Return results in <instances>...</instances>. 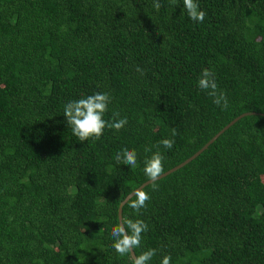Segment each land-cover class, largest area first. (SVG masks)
<instances>
[{"label": "trees", "instance_id": "16d2710c", "mask_svg": "<svg viewBox=\"0 0 264 264\" xmlns=\"http://www.w3.org/2000/svg\"><path fill=\"white\" fill-rule=\"evenodd\" d=\"M197 2L203 23L183 0H0V264H130L111 230L145 160L159 147L167 171L245 112L122 219L148 225L150 264H264V0ZM205 69L227 107L197 86ZM96 92L128 123L81 142L63 108Z\"/></svg>", "mask_w": 264, "mask_h": 264}, {"label": "clouds", "instance_id": "9594fccd", "mask_svg": "<svg viewBox=\"0 0 264 264\" xmlns=\"http://www.w3.org/2000/svg\"><path fill=\"white\" fill-rule=\"evenodd\" d=\"M178 0H170V5H177ZM159 0H153V7L158 11L160 8ZM183 6L188 17L197 23H203L206 12L200 9L197 0H183ZM138 72L143 74V69L137 67ZM197 86L205 91L213 102L218 106L227 107V97L222 91L218 90L214 73L208 69L203 70ZM110 96L108 93L96 92L85 97L69 101L63 108V114L66 117L67 125L71 127L72 133L81 142L87 141L90 138L99 140L104 133L106 127L119 131L127 123V118H119L118 112L113 113L111 121L106 120L105 114L108 111ZM177 133L173 130V136ZM159 144L164 149H171L174 144V139H162ZM151 148L146 146L145 152H151ZM115 159L118 164H126L132 168L137 167V152L135 149L124 148L121 152H117ZM164 155L159 147L152 153L150 158L144 162V174L148 178L155 190L158 185L156 181L164 173ZM132 197H135L134 199ZM150 199L148 192L143 188L136 189L129 194L127 199L128 206L136 213L140 209L146 207V202ZM148 230V225L140 219H122L121 222L112 228L111 236L113 238L112 247L115 252L121 256H127L130 264H150L152 258L157 254L156 249H147L136 255V249L141 247L143 241V233ZM172 257L164 255L160 264H171Z\"/></svg>", "mask_w": 264, "mask_h": 264}, {"label": "water", "instance_id": "95a60500", "mask_svg": "<svg viewBox=\"0 0 264 264\" xmlns=\"http://www.w3.org/2000/svg\"><path fill=\"white\" fill-rule=\"evenodd\" d=\"M254 112H245L242 113L240 115H238L237 117H235L233 120H231L227 125H225L219 132H217L202 148H200L198 151H196L193 155H191L190 157H188L187 159H185L184 161H182L181 163L177 164L176 166L170 168L169 170L165 171L161 177L166 176L167 174L177 170L178 168L182 167L183 165L187 164L188 162H190L192 159H194L197 155H199L211 142H213L225 129H227L228 127H230L233 123H235L238 119H240L241 117L251 114ZM160 177V178H161ZM149 180L143 182L140 186H138L136 189H140L143 188L144 186H146L147 184H149ZM134 190H132L130 193H132ZM128 193L125 198L120 202L119 206H118V219H119V223L122 220V207L123 205L126 203L129 194Z\"/></svg>", "mask_w": 264, "mask_h": 264}]
</instances>
